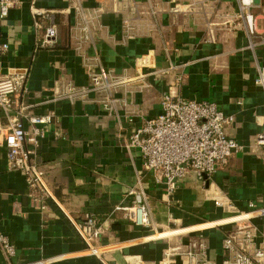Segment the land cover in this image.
I'll use <instances>...</instances> for the list:
<instances>
[{"label": "crops", "instance_id": "crops-1", "mask_svg": "<svg viewBox=\"0 0 264 264\" xmlns=\"http://www.w3.org/2000/svg\"><path fill=\"white\" fill-rule=\"evenodd\" d=\"M30 1L21 0L0 18V43L8 44L0 52V72L24 75L25 89L14 98L29 113L54 115L32 156L52 197L30 187L21 171L8 169L0 142V233L14 248L9 259L0 249V264L154 263L167 246L196 234L174 233L229 215L215 205V192L239 209H247L249 201L264 205V146L254 144L264 133V83L255 81L264 66V0H253L249 9L252 35L234 16L238 0H34L53 11L42 19L38 38L49 26L56 36L43 46L35 43ZM76 8L89 18V40ZM170 63L183 67L167 71ZM100 70L129 79L112 92L117 116L102 107L105 93L55 99L68 80L88 86L89 75ZM138 71L146 77L137 78ZM176 74L183 75L180 86L171 89L178 96L214 102L234 117L227 132L242 150L212 176L189 172L175 193L177 204L168 205L163 186L143 171L140 154L128 151L124 141L134 127L158 114ZM0 123H6L1 108ZM131 189L145 192L151 226L135 225L114 210L132 202ZM59 207L76 219L88 213L103 223V261L85 250ZM229 228L202 230L217 264ZM167 229L173 233L167 235Z\"/></svg>", "mask_w": 264, "mask_h": 264}, {"label": "built area", "instance_id": "built-area-1", "mask_svg": "<svg viewBox=\"0 0 264 264\" xmlns=\"http://www.w3.org/2000/svg\"><path fill=\"white\" fill-rule=\"evenodd\" d=\"M152 1L154 0H148V2ZM20 3L21 0H0V18H6L10 9ZM252 4L253 0H238L239 8L234 15L244 20L249 35L255 32L254 15L249 10ZM76 10L84 39L89 40L91 30L86 25L89 18L82 9L76 8ZM29 11L32 17V28L37 37L36 45L43 46L50 43L56 36L53 26L46 27L41 39L38 37L42 28V19L51 18L53 11L37 7L34 0L29 3ZM210 26L209 23L208 33L211 36ZM209 40L212 41V36ZM7 48L6 42L0 43V52ZM136 66L139 69L141 67L138 63ZM182 67V65L170 63L167 71ZM146 75L139 72L137 78L143 79ZM176 75L169 91L161 96L158 114L143 120L140 125L134 127L124 141L128 151L136 150L140 154L143 171L151 174L154 181L163 186V196L168 205L177 204L175 193L189 172L212 176L218 168L226 165L232 155L242 150V145L227 132L234 117L225 114L214 102L197 101L178 96L171 89L180 86L183 75ZM128 81L127 77L100 70L89 75L88 86L76 85L68 80L63 89L57 91L55 99L66 98L72 101L86 97L89 91L97 94L105 93L100 103L108 113L113 114L116 111L117 102L112 94L113 89L125 86ZM255 81L260 84L264 83V66L259 68ZM24 89L23 74L0 72V108L6 118L5 124L0 123V142L6 148L8 169L21 171L30 187L38 188L43 196L51 198L52 195L44 182L43 171L37 167L32 156L34 148L44 136L43 126L51 124L54 115L48 111L42 114L29 113L28 106L17 102L14 98L15 93ZM114 114L116 115V112ZM54 134L61 136L57 130ZM254 144L259 147L264 146V133L256 135ZM127 194L133 196L132 202L127 206L116 205L114 210L123 211L124 216L135 225L151 226L152 221L145 192L131 189ZM214 195L215 205L226 211L228 216L205 221L207 223L218 221L210 226H191L180 233H174L196 232L186 242L178 241L174 245L167 246L158 261L147 263L139 260L135 264H173L175 257L180 259L181 264H217V260L209 255V242L202 230L211 226L229 225L230 228L226 230L222 240L223 256L219 264H264V223L255 224L253 221L264 219V205L249 201L247 209H239L227 197L220 196L217 192ZM60 210L78 237L85 243V250L97 255L103 261L102 256L106 247L104 250L103 245L99 244L105 231L103 223H99L88 213L82 219H76L62 208ZM166 231L167 235L173 233L170 229ZM159 233L162 234L164 231ZM0 249L6 259L14 253L13 246L2 233H0ZM103 264L107 263L103 261Z\"/></svg>", "mask_w": 264, "mask_h": 264}, {"label": "water", "instance_id": "water-1", "mask_svg": "<svg viewBox=\"0 0 264 264\" xmlns=\"http://www.w3.org/2000/svg\"><path fill=\"white\" fill-rule=\"evenodd\" d=\"M204 176H206V174H203Z\"/></svg>", "mask_w": 264, "mask_h": 264}]
</instances>
